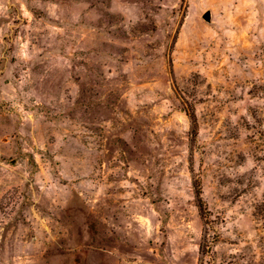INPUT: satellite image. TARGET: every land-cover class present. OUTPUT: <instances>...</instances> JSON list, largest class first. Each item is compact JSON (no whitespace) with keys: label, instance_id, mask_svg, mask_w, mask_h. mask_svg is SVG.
I'll list each match as a JSON object with an SVG mask.
<instances>
[{"label":"rangeland","instance_id":"1","mask_svg":"<svg viewBox=\"0 0 264 264\" xmlns=\"http://www.w3.org/2000/svg\"><path fill=\"white\" fill-rule=\"evenodd\" d=\"M0 264H264V0H0Z\"/></svg>","mask_w":264,"mask_h":264},{"label":"trees","instance_id":"2","mask_svg":"<svg viewBox=\"0 0 264 264\" xmlns=\"http://www.w3.org/2000/svg\"><path fill=\"white\" fill-rule=\"evenodd\" d=\"M196 198H197V201H198V207H199V210H201L202 208V200H201V197H200V191L199 190H196Z\"/></svg>","mask_w":264,"mask_h":264},{"label":"water","instance_id":"3","mask_svg":"<svg viewBox=\"0 0 264 264\" xmlns=\"http://www.w3.org/2000/svg\"><path fill=\"white\" fill-rule=\"evenodd\" d=\"M203 19H205L206 21H210L211 19V12L210 11H206L204 12V14L202 15Z\"/></svg>","mask_w":264,"mask_h":264}]
</instances>
